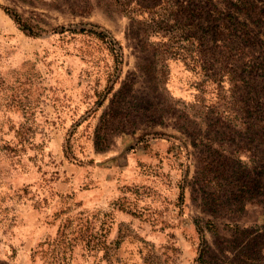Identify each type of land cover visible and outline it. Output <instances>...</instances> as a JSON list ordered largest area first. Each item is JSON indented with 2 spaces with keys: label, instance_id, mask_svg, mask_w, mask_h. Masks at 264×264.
<instances>
[{
  "label": "rangeland",
  "instance_id": "1",
  "mask_svg": "<svg viewBox=\"0 0 264 264\" xmlns=\"http://www.w3.org/2000/svg\"><path fill=\"white\" fill-rule=\"evenodd\" d=\"M0 264H264V0H0Z\"/></svg>",
  "mask_w": 264,
  "mask_h": 264
},
{
  "label": "trees",
  "instance_id": "2",
  "mask_svg": "<svg viewBox=\"0 0 264 264\" xmlns=\"http://www.w3.org/2000/svg\"><path fill=\"white\" fill-rule=\"evenodd\" d=\"M13 19L18 23V24H22L21 23V19H20V17H18V16H16V15H14L13 16ZM25 29V28H24ZM73 33V32H72ZM99 37H102L100 34H97Z\"/></svg>",
  "mask_w": 264,
  "mask_h": 264
}]
</instances>
